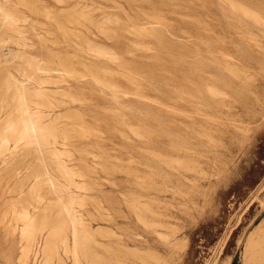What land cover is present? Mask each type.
<instances>
[{
	"label": "rangeland",
	"instance_id": "374dc122",
	"mask_svg": "<svg viewBox=\"0 0 264 264\" xmlns=\"http://www.w3.org/2000/svg\"><path fill=\"white\" fill-rule=\"evenodd\" d=\"M0 2L25 19L0 16L17 52L0 62V132L8 73L43 58L57 106H33L82 173L72 190L95 233L82 264H264V0ZM45 170L67 183L47 151H0V264H42L20 216L61 218Z\"/></svg>",
	"mask_w": 264,
	"mask_h": 264
},
{
	"label": "bare ground",
	"instance_id": "6f19581e",
	"mask_svg": "<svg viewBox=\"0 0 264 264\" xmlns=\"http://www.w3.org/2000/svg\"><path fill=\"white\" fill-rule=\"evenodd\" d=\"M0 16H3L7 24L14 26L25 20L1 2ZM12 41L10 38L0 39V62L9 63L16 57V50L8 44ZM32 58L30 62L35 64L32 72L21 69L18 75L11 71L8 73L9 83L7 82L6 88L13 90L14 106L1 126L3 131L0 132V151L4 152L9 149L11 143L14 144V148H17L22 142L27 146H35L38 152L47 151L54 159L55 166L65 175L67 183L60 185L48 170L39 174L45 177L46 182L56 194L55 200L58 203L61 218L52 224L47 218L39 219L37 215L29 211L28 207H23L20 219L23 221L22 236L26 241L24 255L27 256L30 252H34L35 259L40 256L42 264H52L55 258L64 264L59 252V248H62V252L72 258L73 264H82V256L87 250L86 243L95 239V233L90 226L85 224L78 210L85 206L86 198L75 193L72 187L79 189H86V187L79 185L76 181V176H82V173L69 167L64 160L66 152L57 148V144L62 142L68 144L69 141L63 131H58L56 118L45 122L43 119L46 113L33 106L39 105L38 107L45 106V108L57 106L49 100L52 96L45 89V84L50 82L51 77L42 75L56 69L47 65L43 58L38 59L34 56ZM70 96L79 99L76 94H70ZM47 100L49 101L45 102ZM61 136H63L62 140L59 139ZM64 190L68 193L62 194ZM42 199L43 196L39 193L36 200L42 201ZM255 242L257 240L254 237L250 239L249 247L256 246ZM251 252L253 250H248V253Z\"/></svg>",
	"mask_w": 264,
	"mask_h": 264
}]
</instances>
